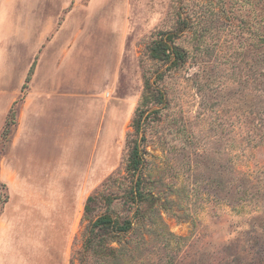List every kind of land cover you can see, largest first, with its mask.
<instances>
[{
	"label": "rangeland",
	"instance_id": "obj_1",
	"mask_svg": "<svg viewBox=\"0 0 264 264\" xmlns=\"http://www.w3.org/2000/svg\"><path fill=\"white\" fill-rule=\"evenodd\" d=\"M110 1L87 16L88 0H67L58 52L27 36V0H0V264H264V0ZM179 26L183 63L152 59L149 45ZM42 52L57 67L38 93ZM146 82L163 100L143 113L149 199L135 215L125 167ZM103 213L132 220L115 257L83 247Z\"/></svg>",
	"mask_w": 264,
	"mask_h": 264
},
{
	"label": "trees",
	"instance_id": "obj_2",
	"mask_svg": "<svg viewBox=\"0 0 264 264\" xmlns=\"http://www.w3.org/2000/svg\"><path fill=\"white\" fill-rule=\"evenodd\" d=\"M184 21H182L183 24ZM182 27H176L174 31L171 32H162L158 39L154 40L148 47L149 56L154 59L164 63L169 62V66L177 67L181 65L185 59V51L174 44V39L177 36L178 32H181ZM264 36H258V42H263ZM260 43H257L255 48L258 51L256 61L259 64L264 62V50H260ZM32 67H30L27 76L25 78V83L22 87L26 86L27 81L29 80ZM261 72H264V66L260 69ZM262 82V81H260ZM264 82V81H263ZM145 91L142 94L141 102L138 107H136L133 120V137L128 140L130 145L129 154L126 161V171L132 176L136 177L134 185L131 186L129 191H127L126 198L132 204L136 206L135 215L139 211V206L144 201L148 200L149 197L141 190L140 186V165L142 163V156L138 145V137L140 131L143 128L144 118L143 113L145 112V107L151 103H159L163 100L162 93L158 90H151L149 82H146ZM263 89H260V95L263 96ZM264 102V100H263ZM8 116L12 119L15 116V110L11 107L8 111ZM259 119L264 117V107L258 113ZM13 121L6 120V125ZM97 197L90 195L87 197L84 204V213L89 214L91 212L90 204L95 201ZM105 199V198H104ZM110 201L111 198L105 199ZM132 228V220L129 218H124L122 220L112 217L109 213H103L98 215L93 221L88 225L87 230L84 235L83 247L86 250H90L96 256H106V257H115L118 249L111 245V241H118L124 237Z\"/></svg>",
	"mask_w": 264,
	"mask_h": 264
},
{
	"label": "crops",
	"instance_id": "obj_3",
	"mask_svg": "<svg viewBox=\"0 0 264 264\" xmlns=\"http://www.w3.org/2000/svg\"><path fill=\"white\" fill-rule=\"evenodd\" d=\"M42 2V3H41ZM110 0H88V4L86 6L88 12L86 13L87 16L91 15L99 5H108ZM46 0H27V36H37L36 45L40 50L37 51H47L50 50L51 46H54L58 52H65L67 50V44L65 40V36L68 30V23L67 19L72 18L73 14H75L76 6L69 8L67 7V0H57L56 8L57 12L55 14L51 13L48 17L45 16L46 13ZM41 20L42 26H41ZM57 21V22H56ZM86 35L91 33L90 29H87ZM74 34H77V31H74ZM51 37L47 39V37ZM31 40L28 38V44ZM62 42V43H61ZM93 41L88 40V44H92ZM46 45V46H43ZM92 46V45H91ZM36 71L40 72V75L35 73V88L38 93L39 88L41 87V83L44 85L46 81H53L55 79V68L57 67L52 63V61H46L45 55L43 52L37 59ZM35 61L32 62L31 66L32 71L34 67ZM30 69V68H29ZM44 69L45 76H43ZM29 71V70H28ZM30 73V76L32 74ZM27 76V75H26ZM26 78V77H25ZM30 80V77H29ZM28 80V81H29ZM27 81V82H28ZM54 83H50L48 86H53ZM40 85V87H39ZM45 86V85H44ZM57 104H53V107L56 110L57 108L60 109V99ZM59 113V111H58ZM60 115V113H59Z\"/></svg>",
	"mask_w": 264,
	"mask_h": 264
}]
</instances>
